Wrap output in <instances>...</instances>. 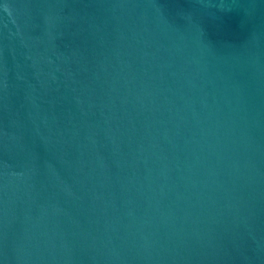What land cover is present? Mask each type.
Returning a JSON list of instances; mask_svg holds the SVG:
<instances>
[{
  "label": "water",
  "instance_id": "95a60500",
  "mask_svg": "<svg viewBox=\"0 0 264 264\" xmlns=\"http://www.w3.org/2000/svg\"><path fill=\"white\" fill-rule=\"evenodd\" d=\"M0 264H264V0H0Z\"/></svg>",
  "mask_w": 264,
  "mask_h": 264
}]
</instances>
